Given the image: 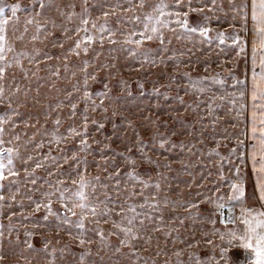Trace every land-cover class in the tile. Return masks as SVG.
<instances>
[{"label": "snow or ice", "instance_id": "6c2138e0", "mask_svg": "<svg viewBox=\"0 0 264 264\" xmlns=\"http://www.w3.org/2000/svg\"><path fill=\"white\" fill-rule=\"evenodd\" d=\"M199 3L0 0V264H264V0Z\"/></svg>", "mask_w": 264, "mask_h": 264}, {"label": "rangeland", "instance_id": "374dc122", "mask_svg": "<svg viewBox=\"0 0 264 264\" xmlns=\"http://www.w3.org/2000/svg\"><path fill=\"white\" fill-rule=\"evenodd\" d=\"M19 2L21 4L22 7H27L30 4V0H5V3L11 4V3H16ZM218 2H220V0H218ZM222 2L225 5V9H227V0H222ZM192 6L193 7H199L201 6L199 3V0H192ZM186 10V9H185ZM217 15H219L221 17V22L217 23L215 21V19H213L211 26L213 28L216 29H221V30H226L227 32L231 33L232 29L229 27L228 23L226 22V18L223 16L222 13H217ZM189 22L191 25L195 26L199 23L203 22V14L200 13H190L189 16ZM225 48L224 52H220L219 48L216 47V44L214 43L212 45V48L209 49L207 46H205L204 51L201 52H197L196 57H193V61L196 60L197 57L200 58L201 61H203V59L205 58V56L211 52V63H212V70L213 71H221L220 67H217V64H221L223 68L225 69H233V65H236L235 67V71L234 74L236 75H241L244 69V59L241 58H237L236 57V53L232 48H228L226 46H221ZM243 59V63L241 66H239V60ZM202 68H203V64L201 63L198 68H197V72L194 73L195 74H200L202 73ZM227 72L224 73L225 76H227ZM125 78L129 79L130 83H132V92H133V96H138V89L136 86L135 81L137 79H144L145 74L144 73H137L134 71H130V70H126L124 72ZM153 80L156 79V75H152L151 77ZM161 83H166L165 80H161ZM99 87V86H97ZM151 90V85L147 84L145 87V91L148 92ZM163 91V89H162ZM182 94V93H181ZM172 95H175V93L173 92ZM186 100H191L192 97H185ZM139 103V102H138ZM157 103V98L155 97H145L143 99V103L139 105L140 108L146 109V112H140L139 109L137 108V106L135 104H130V110L133 113H136V117L137 119H141L144 115H147L149 112L152 114V116L154 118H156L157 114H159V118L161 120H168V113L171 111L169 108V104L173 103V102H164L162 99L160 101L161 103V107L159 109L155 108L154 105ZM176 105L173 104V107H175ZM172 115H175V113H172ZM117 123H120L119 119H117ZM169 123L171 124V121H169ZM111 130V125L108 126V128L105 130L106 132L110 133ZM163 130V129H162ZM145 135L147 136V133H145ZM120 144V141L117 140L115 141V143L113 144V147H117V145ZM222 154H227V149L226 148H221L220 149ZM205 163H207V160H205ZM174 167H178V166H174ZM41 175H44L43 172L40 173ZM189 178L187 176H181V180H188ZM183 187V184L181 185ZM249 190H251V184H249ZM2 222L4 224H7L8 221L5 218L2 219ZM25 223H28L27 221ZM39 246V245H38Z\"/></svg>", "mask_w": 264, "mask_h": 264}, {"label": "trees", "instance_id": "16d2710c", "mask_svg": "<svg viewBox=\"0 0 264 264\" xmlns=\"http://www.w3.org/2000/svg\"><path fill=\"white\" fill-rule=\"evenodd\" d=\"M239 66H241L242 65V63H243V59H241V60H239Z\"/></svg>", "mask_w": 264, "mask_h": 264}, {"label": "crops", "instance_id": "0c3cea01", "mask_svg": "<svg viewBox=\"0 0 264 264\" xmlns=\"http://www.w3.org/2000/svg\"><path fill=\"white\" fill-rule=\"evenodd\" d=\"M249 56H250V47H249Z\"/></svg>", "mask_w": 264, "mask_h": 264}]
</instances>
